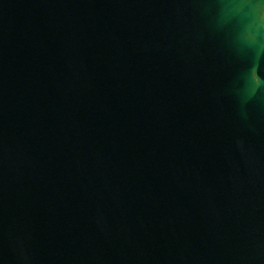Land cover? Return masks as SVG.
I'll return each mask as SVG.
<instances>
[{
	"label": "water",
	"instance_id": "water-1",
	"mask_svg": "<svg viewBox=\"0 0 264 264\" xmlns=\"http://www.w3.org/2000/svg\"><path fill=\"white\" fill-rule=\"evenodd\" d=\"M0 264H264V0H0Z\"/></svg>",
	"mask_w": 264,
	"mask_h": 264
}]
</instances>
